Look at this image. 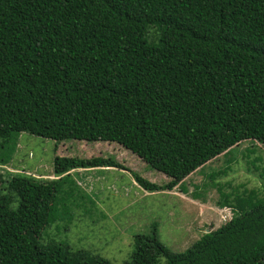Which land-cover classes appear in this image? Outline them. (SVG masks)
I'll use <instances>...</instances> for the list:
<instances>
[{
	"label": "trees",
	"instance_id": "obj_1",
	"mask_svg": "<svg viewBox=\"0 0 264 264\" xmlns=\"http://www.w3.org/2000/svg\"><path fill=\"white\" fill-rule=\"evenodd\" d=\"M22 132L118 145L169 179L106 149L56 153L54 178L6 180ZM247 139L264 143V0H0V216L29 221L0 220V264H112L58 236L85 206L72 169L127 170L140 188L170 191ZM215 184L231 219L180 251L154 221L124 264H264V193Z\"/></svg>",
	"mask_w": 264,
	"mask_h": 264
},
{
	"label": "rangeland",
	"instance_id": "obj_2",
	"mask_svg": "<svg viewBox=\"0 0 264 264\" xmlns=\"http://www.w3.org/2000/svg\"><path fill=\"white\" fill-rule=\"evenodd\" d=\"M74 141L70 140L72 144L56 143L51 138L22 132L11 159L1 166V171L6 180L20 172L54 178L56 153L90 157L108 149L118 156L119 161L125 165L131 163V169L151 181L162 183L169 179L148 170L144 160L121 150L118 145ZM123 171L109 167L72 169V177L86 194L85 206L76 204L71 212L73 220L58 233L60 238L70 239L74 248L99 252L112 264H124L133 247L134 233L147 232L154 221L158 224L160 240L171 250L180 251L190 246L202 232L215 229L231 219L230 208L218 204L221 198L215 184L218 181L226 191L230 190L228 182L233 186L248 182L249 186L264 193V143L253 139L241 141L231 147L230 152L221 153L198 167L170 191H147L139 187L130 172ZM7 185V182L3 185L4 192ZM87 206L90 211L86 210ZM35 209L39 210V206ZM11 217L7 213L0 216V220L12 224L17 230L29 227V221L20 219L18 223ZM49 229L54 234L55 224Z\"/></svg>",
	"mask_w": 264,
	"mask_h": 264
},
{
	"label": "clouds",
	"instance_id": "obj_3",
	"mask_svg": "<svg viewBox=\"0 0 264 264\" xmlns=\"http://www.w3.org/2000/svg\"><path fill=\"white\" fill-rule=\"evenodd\" d=\"M230 208V207H229ZM230 210L232 211V209L230 208ZM232 213H233V211H232ZM227 221V220H226Z\"/></svg>",
	"mask_w": 264,
	"mask_h": 264
}]
</instances>
